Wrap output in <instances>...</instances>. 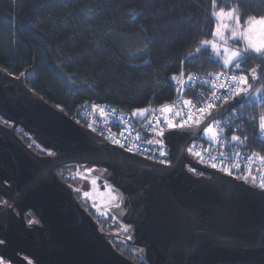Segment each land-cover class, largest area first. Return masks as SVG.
Here are the masks:
<instances>
[{"label":"water","instance_id":"water-1","mask_svg":"<svg viewBox=\"0 0 264 264\" xmlns=\"http://www.w3.org/2000/svg\"><path fill=\"white\" fill-rule=\"evenodd\" d=\"M27 71L0 68V256L7 264H138L119 252L57 169L95 167L123 197L111 211L128 227L147 264H264V189L208 167L187 152L208 133L172 136L168 163L113 144L36 95ZM240 93L212 109L222 118L246 100ZM223 113V115H220ZM29 134L54 156H40L16 133ZM176 132L178 130H171ZM189 168L204 175L195 174ZM22 210L39 224L29 226Z\"/></svg>","mask_w":264,"mask_h":264},{"label":"trees","instance_id":"trees-1","mask_svg":"<svg viewBox=\"0 0 264 264\" xmlns=\"http://www.w3.org/2000/svg\"><path fill=\"white\" fill-rule=\"evenodd\" d=\"M221 9H235L244 25L249 17H264V0H0V68L16 76L27 71L25 83L32 92L75 120L86 100L132 114L179 95L195 97V91L178 89V79L189 73L245 75L252 86L246 109L255 118L222 130L231 140L240 137L235 142L246 151L264 156V139L256 134V115L264 114V61L246 54L237 71L203 47L214 36V13ZM144 138L154 141L155 136Z\"/></svg>","mask_w":264,"mask_h":264},{"label":"built area","instance_id":"built-area-1","mask_svg":"<svg viewBox=\"0 0 264 264\" xmlns=\"http://www.w3.org/2000/svg\"><path fill=\"white\" fill-rule=\"evenodd\" d=\"M221 73H224L227 76L233 75L231 71L226 70L220 71L216 74L189 73L186 76L179 78L177 84L178 89L181 92L195 91L197 95L184 100H182L179 95L171 101L150 109L151 111H149L144 118L135 119L132 114L122 112L111 105L86 100L79 105L76 110L77 121L85 122L88 126L89 124H92L97 129L96 132L107 138L109 141H111V137L119 138L121 143L125 145L124 149L126 150L128 147H132L134 149V153L149 159L157 160V157L160 156L159 153L155 151L151 144L144 138L149 134L155 136L153 129L157 128V125L153 123L150 127L149 123L159 120L160 124L157 130L166 129L163 124V120L172 117L169 114L161 113L160 109L172 106L174 111L176 109H180L181 115L191 113L193 116V120L189 121L191 124L199 118V114L196 113L195 108L191 107V105H195L197 108L206 105L212 102L211 98L214 94L216 96L223 95L225 97V99L215 101L214 108L222 106L226 100L231 98H227L226 89L218 88V82L214 79V77H217ZM189 81H191V84H189ZM214 85L217 86L214 87ZM184 101H191V105L185 106ZM248 102L250 101H247L246 99L232 108L222 118L217 119V122L214 125L217 130L215 140H212L209 134H207L199 141L193 142L189 147H187V152L193 159L208 167H211L212 163H217L218 167L216 169L219 170L221 167H233V165L239 163L241 166L240 169L237 170L233 168L232 171V175L236 177L246 175V169L250 168L252 170L251 176L255 177L256 183L259 185V182L264 180V156L246 151L242 146L240 147L235 140H231L226 137L222 130L225 126L228 127L241 123L245 117H249L251 119L255 118V114L246 109V103ZM253 102L258 105L261 103L257 99H254ZM93 105L98 107L94 109L92 107ZM100 108L105 110V115L102 116L100 114ZM263 117L264 114L261 113L256 115V134L262 139H264V129L260 127V123ZM178 120L179 118H176L177 122ZM203 138H207V141H204ZM188 148H191L192 151L189 152ZM197 151L201 153L200 157L195 155ZM210 156H214L216 159H209ZM249 157L252 159L249 160ZM249 179L252 180L251 177H249Z\"/></svg>","mask_w":264,"mask_h":264},{"label":"snow or ice","instance_id":"snow-or-ice-1","mask_svg":"<svg viewBox=\"0 0 264 264\" xmlns=\"http://www.w3.org/2000/svg\"><path fill=\"white\" fill-rule=\"evenodd\" d=\"M214 16L217 20V23L215 25L214 32L212 33L215 40H205L203 41V47L204 50H211L212 55L217 61H220L222 66L232 68L234 67L237 71H242L241 64L239 61L246 55V54H252L255 55L257 58H260L262 61H264V41L262 42H253L251 38V33L254 29L258 28L262 32H264V17L255 18V17H249L246 19L245 24L241 25L240 23V16L236 14L235 9H230L229 11L225 12V10L221 9L219 12L214 13ZM230 36L232 41L235 42H241L244 43V47L242 49H235L226 44V38ZM217 40L219 43H217ZM199 52L200 49H197ZM144 55H147L146 52L143 53ZM222 57V60H221ZM252 78L254 80L257 79V70L252 69L251 70ZM260 77L264 78V72L260 73ZM214 79L218 82V88L220 89H226L227 91V98H231L232 96L238 95L240 93H244L246 95H251V92H249V89L252 88L251 85H248V77L245 75H236L233 74L231 76H227L224 73L219 74L217 77H214ZM226 82V83H225ZM189 84H191V81H189ZM241 85H247V87H241ZM217 85H214L216 87ZM255 91V89H253ZM264 94V93H262ZM225 99V97L222 96H216L215 94L212 96L210 103L195 107V105H191V101H184L185 106L191 105V107L195 108L196 113L199 114V118L194 121L195 125H199L201 123V120H206L207 123L204 124V127L201 129V131L206 132L209 134L210 138L212 140H215L217 136V130L214 126L218 119V113L213 112L212 109L215 107V101ZM94 109H96L98 106L93 105ZM151 111L150 109H136L133 112V118H144L146 113ZM100 114L103 116L105 115V110L103 108L99 109ZM160 112L163 114H169L172 118L164 119L163 124L164 126L169 129V136L167 139L169 142L171 141L172 136H191L193 124H190L189 121L193 120V116L191 113L181 115V110L176 109L174 111L172 106L163 107L160 109ZM220 115H223V113H220ZM176 118H179L178 122L176 121ZM7 123V121H5ZM155 123L157 125V128L160 124L159 120H155L149 123V126L151 127L152 124ZM260 127L264 129V119L261 120ZM89 128L95 132L97 129L92 125L89 124ZM157 128L153 129V132L155 134L154 141H148V143H155L157 148L159 149V155L166 156L167 153L163 150L165 147L164 139H165V133L163 129L157 130ZM171 130H178L176 132H172ZM111 142L115 145H118L120 148H124L125 145L121 143V140L117 137H111ZM233 140H240V137L235 136L232 138ZM132 147H128V152H133ZM188 151L191 152L192 149L188 148ZM48 155L54 156V152H48ZM197 157L201 156V153L197 151L195 153ZM209 159L215 160L216 157L210 156ZM252 158L249 157V160ZM161 163H168L166 160H161ZM212 168H217V163L211 164ZM240 164L236 163L233 165V167H221L220 170L226 172L228 175H232L233 168L240 169ZM195 171V170H193ZM247 174L242 176H237V179H244L245 181L249 180V177H251L252 182L256 183L255 177L251 176L252 170L246 169ZM199 175H204L203 173H199ZM92 183H95L93 181ZM259 187L264 189V180L259 182ZM87 195V193L85 194ZM115 199V197H114ZM25 215H27V210H22ZM29 223H33V221H29ZM4 244V240L0 239V245ZM0 264H6V258L0 256Z\"/></svg>","mask_w":264,"mask_h":264},{"label":"rangeland","instance_id":"rangeland-1","mask_svg":"<svg viewBox=\"0 0 264 264\" xmlns=\"http://www.w3.org/2000/svg\"><path fill=\"white\" fill-rule=\"evenodd\" d=\"M251 38L253 42H262L264 41V32L256 28L251 33ZM215 39L216 38L213 36L212 40ZM217 43H219L218 40ZM226 44L235 49H242L245 46L244 43L232 41L230 36L226 38ZM244 86L245 85H242L241 87ZM163 150L166 152L165 148H163ZM157 152L159 153V149L157 150ZM162 157L163 156L160 155V158ZM63 173L65 175L64 178L67 180V182L72 184V186L76 189V197L79 199V201L83 204L84 207L90 210L91 214L98 220L101 227L111 232H121V226L117 223L112 222L113 226H109V224L111 225V217L109 214L106 213V209H104L105 207L112 206L115 203L119 202L121 193L117 191L114 194V192L110 190L101 181L92 178L91 173L87 172L86 168H80L77 166H67L66 168H63ZM93 181H95V183H92ZM86 193L87 195H85Z\"/></svg>","mask_w":264,"mask_h":264},{"label":"flooded vegetation","instance_id":"flooded-vegetation-1","mask_svg":"<svg viewBox=\"0 0 264 264\" xmlns=\"http://www.w3.org/2000/svg\"><path fill=\"white\" fill-rule=\"evenodd\" d=\"M0 122L2 124L6 125V126H10L11 125L9 123H5V121L1 117H0ZM16 133L38 155L47 156L48 152H52L51 150L46 149V148L42 147L41 145H39L29 134H27L24 131H22V129L17 128ZM162 160L169 161L168 158L167 159L165 158V159H162ZM71 166H77V167H80V168H86V171L89 172V173H92V171L95 170V167H87V166H81V165H71ZM63 168H65V167H61V168L57 169V174L64 181H66L65 178H64L65 175L63 173ZM189 169H190V171H192L195 174L201 173L200 171H198L196 169H193V168H189ZM193 170H195V171H193ZM93 175H95V174H93ZM122 199H123V197L121 195L119 202H117L114 205L109 206V207L106 208V213L109 214L110 217H111V220H110L111 225L109 224V226L112 227L113 226L112 222H115V223H117L118 225L121 226L120 227L121 228V232H118V233L111 232V231H108V230H105L104 228H102L100 224L99 225H100L101 229L105 233H107L108 239L112 242L113 246L119 252H121L127 258L135 261L138 264H147L145 262V260L142 258L141 254H140L141 253V249L136 247V246H134V245H131L128 242V240H129L128 227L126 225L122 224L111 211L114 207L121 205ZM7 204H8L7 200H5L3 197L0 196V205H7ZM25 218H26V221H27L29 226H35V225L39 224V220H38L37 216L30 210L27 212V215H25ZM29 221H33V223H29ZM8 262L9 261L6 259V264Z\"/></svg>","mask_w":264,"mask_h":264}]
</instances>
